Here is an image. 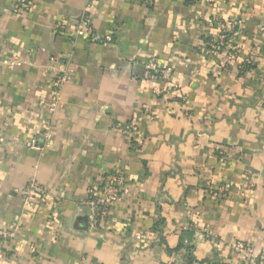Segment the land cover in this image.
Here are the masks:
<instances>
[{"label":"crops","instance_id":"1","mask_svg":"<svg viewBox=\"0 0 264 264\" xmlns=\"http://www.w3.org/2000/svg\"><path fill=\"white\" fill-rule=\"evenodd\" d=\"M14 2L0 0V230H18L0 264H264V0ZM83 18L108 39L54 33ZM221 34L231 58L210 48ZM111 175L121 200L101 219L88 190ZM28 179L47 195L25 205Z\"/></svg>","mask_w":264,"mask_h":264},{"label":"built area","instance_id":"2","mask_svg":"<svg viewBox=\"0 0 264 264\" xmlns=\"http://www.w3.org/2000/svg\"><path fill=\"white\" fill-rule=\"evenodd\" d=\"M31 5V0H15L14 8L19 11H27ZM222 26L220 21L216 19H211L206 22L207 26L213 27L216 24ZM234 27V25H232ZM71 29V30H70ZM75 36H85L92 42H101L108 38H103L94 33L92 26L87 18H83L81 21L69 27V25L63 21L59 20L54 26V33L56 35H63L65 32H69ZM210 48L215 52L220 51L222 48H228L227 55L231 58L235 52L234 48L231 46V42L227 35L221 34L217 40L210 44ZM17 62V58L14 57L11 61L3 60L2 63L6 66L12 68ZM157 72L160 75V78L168 79L169 71H159L155 61L150 60L146 63V75H151ZM69 79V73L65 68H60L54 76L52 81V91L51 98L49 100V111L54 112L58 102L60 100L61 89L63 85L67 83ZM135 128L132 125H127L124 129V134L131 135L134 133ZM41 136L48 143L51 139V133L49 127L45 129ZM0 142H3V139L0 138ZM30 147H36V139L33 138L30 143ZM245 182L247 183V188L251 189L254 187V181L250 173H246L244 177ZM117 175L104 176L101 177L100 183L91 187L88 190L87 203L91 207L93 215L101 219H105L107 213L113 209L121 200V187L118 182ZM230 192V185L222 184L219 186L208 187L207 194L213 198H226ZM22 201L25 205H28L32 197L36 194L46 196L47 191L42 186H40L34 179H28L20 191ZM18 230V225L12 223L8 229L0 230V239L3 242L12 239L15 237ZM234 250L242 252L246 259L253 258V249L251 246L244 243H237L234 246ZM264 260V254L261 256Z\"/></svg>","mask_w":264,"mask_h":264},{"label":"rangeland","instance_id":"3","mask_svg":"<svg viewBox=\"0 0 264 264\" xmlns=\"http://www.w3.org/2000/svg\"><path fill=\"white\" fill-rule=\"evenodd\" d=\"M219 186V185H218ZM209 187H213V186H209Z\"/></svg>","mask_w":264,"mask_h":264}]
</instances>
